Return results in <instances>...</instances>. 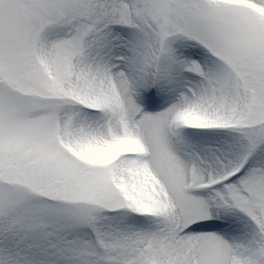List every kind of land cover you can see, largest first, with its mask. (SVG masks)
<instances>
[{
	"label": "snow or ice",
	"instance_id": "1",
	"mask_svg": "<svg viewBox=\"0 0 264 264\" xmlns=\"http://www.w3.org/2000/svg\"><path fill=\"white\" fill-rule=\"evenodd\" d=\"M0 264H264V0H0Z\"/></svg>",
	"mask_w": 264,
	"mask_h": 264
}]
</instances>
